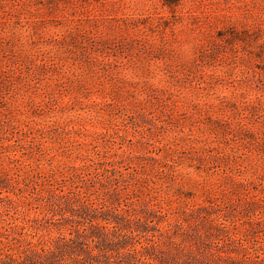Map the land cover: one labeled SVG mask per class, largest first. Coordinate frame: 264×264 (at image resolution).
Segmentation results:
<instances>
[{"label": "rangeland", "instance_id": "374dc122", "mask_svg": "<svg viewBox=\"0 0 264 264\" xmlns=\"http://www.w3.org/2000/svg\"><path fill=\"white\" fill-rule=\"evenodd\" d=\"M0 264H264V0H0Z\"/></svg>", "mask_w": 264, "mask_h": 264}]
</instances>
